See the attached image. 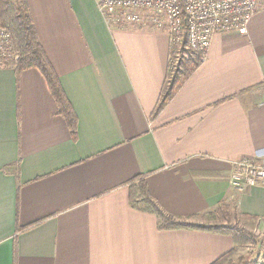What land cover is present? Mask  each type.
I'll return each mask as SVG.
<instances>
[{
	"label": "crops",
	"instance_id": "obj_1",
	"mask_svg": "<svg viewBox=\"0 0 264 264\" xmlns=\"http://www.w3.org/2000/svg\"><path fill=\"white\" fill-rule=\"evenodd\" d=\"M77 118L73 140L42 75L0 67V264H212L230 236L159 231L129 205L146 175L168 215L227 206L260 219V185L231 184L242 158L264 166V0L245 34L218 33L205 60L151 121L170 62L167 33L109 25L98 0H23Z\"/></svg>",
	"mask_w": 264,
	"mask_h": 264
},
{
	"label": "trees",
	"instance_id": "obj_2",
	"mask_svg": "<svg viewBox=\"0 0 264 264\" xmlns=\"http://www.w3.org/2000/svg\"><path fill=\"white\" fill-rule=\"evenodd\" d=\"M0 25L7 28L12 36L13 52L17 57L13 65L15 72L18 74L35 69L42 75L54 99L58 114L66 121L71 137L76 140V115L38 40L28 7L23 0H0ZM179 53H181L180 61L175 67L169 62L167 76L150 117L151 121L155 120L169 105L205 60H203L204 56L186 50L184 46L179 49ZM146 177V175H139L128 182L129 205L135 211L155 215L159 231L206 230L233 238L235 241L234 248L212 264H226L237 254L240 247L248 244L257 245L256 237L238 224L230 223L229 210L225 205L219 206L215 212L194 216L190 220L166 214L149 194ZM241 217L247 221L256 219L247 216ZM197 220H202V222Z\"/></svg>",
	"mask_w": 264,
	"mask_h": 264
},
{
	"label": "built area",
	"instance_id": "obj_3",
	"mask_svg": "<svg viewBox=\"0 0 264 264\" xmlns=\"http://www.w3.org/2000/svg\"><path fill=\"white\" fill-rule=\"evenodd\" d=\"M261 0H98V8L109 25L146 24L164 30L170 40L171 64L179 58V49L201 54L205 59L215 34H245ZM17 57L12 36L0 25V67H13ZM231 186L244 192L260 185L263 190L264 166L242 158L233 163ZM264 222V213L261 217Z\"/></svg>",
	"mask_w": 264,
	"mask_h": 264
},
{
	"label": "rangeland",
	"instance_id": "obj_4",
	"mask_svg": "<svg viewBox=\"0 0 264 264\" xmlns=\"http://www.w3.org/2000/svg\"><path fill=\"white\" fill-rule=\"evenodd\" d=\"M179 57H181V53H179ZM179 59H175L173 64L174 67L180 61ZM228 214L230 216V223L238 224L257 238V245L248 244L244 247H240L237 251V254L226 264H264V222L261 221V218H256L254 221H247L244 220L239 214ZM197 221L200 223L202 222V220Z\"/></svg>",
	"mask_w": 264,
	"mask_h": 264
}]
</instances>
